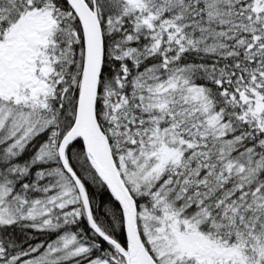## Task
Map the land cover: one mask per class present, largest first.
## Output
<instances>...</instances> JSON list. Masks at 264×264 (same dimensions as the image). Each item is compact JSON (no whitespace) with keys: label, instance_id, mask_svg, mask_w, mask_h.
<instances>
[{"label":"snow or ice","instance_id":"snow-or-ice-1","mask_svg":"<svg viewBox=\"0 0 264 264\" xmlns=\"http://www.w3.org/2000/svg\"><path fill=\"white\" fill-rule=\"evenodd\" d=\"M0 264H264V0H0Z\"/></svg>","mask_w":264,"mask_h":264}]
</instances>
